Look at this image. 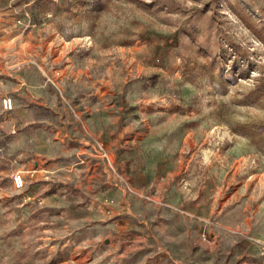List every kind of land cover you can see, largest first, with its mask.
Wrapping results in <instances>:
<instances>
[{
	"label": "rangeland",
	"instance_id": "374dc122",
	"mask_svg": "<svg viewBox=\"0 0 264 264\" xmlns=\"http://www.w3.org/2000/svg\"><path fill=\"white\" fill-rule=\"evenodd\" d=\"M0 264H264V0H0Z\"/></svg>",
	"mask_w": 264,
	"mask_h": 264
},
{
	"label": "built area",
	"instance_id": "2783aa9c",
	"mask_svg": "<svg viewBox=\"0 0 264 264\" xmlns=\"http://www.w3.org/2000/svg\"><path fill=\"white\" fill-rule=\"evenodd\" d=\"M1 104L4 109H10L12 107V98L10 95H4L1 98ZM12 183L15 187H21L23 185L22 174L20 172H16L12 175Z\"/></svg>",
	"mask_w": 264,
	"mask_h": 264
}]
</instances>
